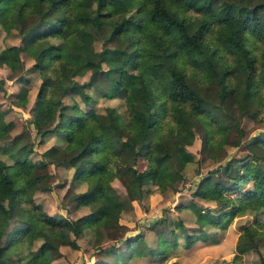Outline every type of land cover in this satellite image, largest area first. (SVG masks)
I'll return each mask as SVG.
<instances>
[{"label": "trees", "instance_id": "trees-1", "mask_svg": "<svg viewBox=\"0 0 264 264\" xmlns=\"http://www.w3.org/2000/svg\"><path fill=\"white\" fill-rule=\"evenodd\" d=\"M79 1L0 0V30L19 38L0 50V66L21 85L4 91L9 105L27 108L26 75L37 73L30 114L37 117L51 106L60 110L54 124L35 126L40 144L54 139L39 158L31 159L33 146L16 148V139L11 140L10 155L25 166L30 192L24 201H32V191L41 189L52 167L70 173L65 194L73 208L88 210L71 218L38 208L25 221L7 219L0 230V238L5 237L0 264L16 241L26 239L34 257L52 264L51 251L62 244L80 248L77 239L85 234L96 249L90 264H131L133 258L155 264L180 240L190 247L204 216L213 214L193 211V199L176 202L177 210L193 211L198 227L163 212L145 224L154 233L153 244L139 231L102 246L98 223L123 208L112 184L118 178L127 189L136 185L139 199L154 190L181 192L186 166L211 160L217 166L203 174L198 169L193 195L205 196L222 212L240 185L237 165L255 159L258 172L251 177L250 195L264 208V130L249 135L241 125L244 117L254 119L264 108V0H90L88 14L78 16ZM22 55L33 63L27 67ZM87 73L85 80L77 79ZM98 98H120L125 110L107 106L100 113ZM225 100L240 110L238 117L224 108ZM198 135L197 160L187 146ZM231 145L236 151L226 160ZM125 147L134 151L133 167L118 158L117 150ZM254 222L255 232L248 226L242 230L259 253L258 264H264V221ZM218 227L226 229L228 223ZM39 238L42 242L31 250Z\"/></svg>", "mask_w": 264, "mask_h": 264}, {"label": "rangeland", "instance_id": "rangeland-1", "mask_svg": "<svg viewBox=\"0 0 264 264\" xmlns=\"http://www.w3.org/2000/svg\"><path fill=\"white\" fill-rule=\"evenodd\" d=\"M90 9V0H80L75 14L85 16ZM19 42L16 33L7 30H0V50L11 44ZM95 48L100 49V42L95 43ZM25 65L28 67L33 63V60L22 55ZM28 79L25 87L28 90V106L20 108L10 106L5 90L14 92L21 85L15 81V78L10 77V72L4 66H0V79L3 85L0 87V230L4 226L7 219H16L17 221H25L29 219L27 214L34 215L39 208L48 214H62L71 218H75L88 210L86 208L74 209L70 203L65 191L68 186L70 173L68 171L50 168L52 175H49L43 180L41 189L36 188L32 191L31 202L24 201L26 194L30 192L27 187L25 174V166L14 161L11 154L12 139H16V148L33 146L35 152L30 155L31 159H37L47 146L54 142L53 137H47L44 143H39L38 138L35 139V126L46 128L54 124L60 114L57 106H51L46 112L38 113L35 117L30 114L29 107L34 102L40 76L37 73L26 75ZM88 73L77 79L85 80ZM65 102L69 100L64 99ZM224 108L232 111L234 116L240 115V110L235 108L228 100L223 101ZM107 106H117L121 112H124L125 105L120 98L104 99L98 98L96 101L97 111L103 113ZM124 114V113H123ZM241 125L249 132V135L255 134L264 130V108L262 107L258 115L252 119L244 117ZM247 135V137L249 136ZM35 142V143H34ZM34 144V145H33ZM201 136L195 139L194 143L187 146L195 158H201ZM228 150L226 160L231 157V154L236 151L233 145L227 146ZM14 150V149H13ZM12 150V151H13ZM240 152V150H238ZM120 162L135 166L134 151L128 148L117 150ZM259 161L249 159L239 166L235 176L239 180L238 189L231 193V205L223 208L222 212L215 210L214 204L207 201L205 196H194L193 192L196 186L194 180L198 178V169L203 174L210 168H214L217 164H213L211 160H203L200 163L194 162L188 164L183 171L185 176V187L181 192H172L154 190L151 193L139 199V191L136 185L131 184L127 189V185L114 179L113 186L120 193V201L123 208L112 210L106 220L98 223V230L103 234L100 245L107 246L110 242H119L124 236L133 235L139 231L143 232L149 243H154V233H151L149 227L145 224L151 220L163 215L165 212L171 218H182L191 227H198L193 211L200 209L202 212L210 211L213 214L204 216L201 229L193 233L190 247L184 246L180 240L178 245L169 250L166 255L158 256L155 259V264H258L259 253L250 245V242L245 235L243 226H248L253 232L257 229L255 219L264 221V208L257 200L252 199L250 190L253 189L251 177L258 172ZM58 182H62L63 186H58ZM50 185V190L44 188ZM52 186V187H51ZM79 189H83L81 186ZM192 200V209L182 208L177 210L174 204L177 202H188ZM24 202V203H23ZM23 206H25L23 208ZM3 207V208H2ZM36 207V208H35ZM6 209V211H4ZM213 209V210H212ZM6 212V213H5ZM120 213V216H119ZM198 214V213H196ZM221 222H227L228 228L220 229L218 226ZM11 223V222H10ZM160 227V226H156ZM70 238L73 236L70 234ZM91 235L85 234L77 239L80 248H74L68 244L58 245L50 256L52 264H90L94 262L96 249L89 242ZM4 238H0V245L4 243ZM216 238V239H214ZM111 240V241H110ZM42 239H36L32 243V248L36 249ZM122 250H126L122 247ZM260 251L264 254V243H261ZM134 258L129 262L131 264H153L151 259L145 258L143 261L133 262ZM5 264H43V262L30 253L29 243L22 240L13 244L7 254Z\"/></svg>", "mask_w": 264, "mask_h": 264}]
</instances>
